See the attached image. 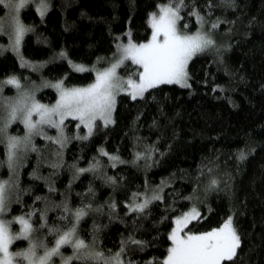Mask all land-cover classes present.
Wrapping results in <instances>:
<instances>
[{
	"label": "trees",
	"instance_id": "obj_1",
	"mask_svg": "<svg viewBox=\"0 0 264 264\" xmlns=\"http://www.w3.org/2000/svg\"><path fill=\"white\" fill-rule=\"evenodd\" d=\"M47 1L43 16L33 4L21 12L29 29L22 40L24 62L3 50L10 42L0 33V83L43 79L47 85L38 97L49 103L57 98L53 83H91L94 67L107 64L121 43L150 37V15L160 4H177ZM179 15L183 31L202 24L215 39L189 61L190 87L158 84L135 99L120 93L111 122L97 120L87 135L78 119L69 118L60 144L33 138L14 169L0 134V177L13 180L4 218L13 233L21 230L14 218L24 217L49 247L75 227L105 257L120 253L124 264H164L175 218L196 204L199 216L185 231L208 232L229 217L234 222L239 247L222 264H264V0H183ZM34 62L39 70H29ZM80 64L89 68L76 71ZM130 71L137 77L139 66ZM14 121L5 130L18 138L24 129ZM150 193L161 197L143 211L131 210ZM78 210L84 212L79 220ZM29 241L16 239L11 248H29Z\"/></svg>",
	"mask_w": 264,
	"mask_h": 264
},
{
	"label": "snow or ice",
	"instance_id": "obj_2",
	"mask_svg": "<svg viewBox=\"0 0 264 264\" xmlns=\"http://www.w3.org/2000/svg\"><path fill=\"white\" fill-rule=\"evenodd\" d=\"M29 3V0H0V5H5L12 10V20L14 25V49H18L26 31L25 26L19 20V11ZM183 6V0H177L175 7L169 5L161 7L160 15L152 14L151 26L153 28L152 39L148 44L134 45L131 42L124 47V57L131 58L136 64L143 68L139 74V83H134L131 79L127 82L116 83V68L122 61L113 64L112 67L104 72L97 73L96 81L87 88L65 90L61 83L52 85L60 91V100L51 108L33 101L30 106H23L21 103L9 105L8 119L5 124H10L17 119V113H22V122L26 126L29 135L23 141L16 137H9L7 142V163L9 168H14L17 152L22 143L30 142L31 135L35 132L40 134L38 125H49L60 129L66 116H73L84 123L91 134L92 121L97 116L105 118V123L110 122V114L114 107V89L124 86L133 88L132 98L143 96V93L158 84H180L182 87H190L187 83V65L192 57L212 44L210 39L197 35L196 37L182 36L177 32L176 22L180 18L179 8ZM47 0H39V13L41 16L47 11ZM215 27V25H213ZM162 36V40L159 39ZM63 56L64 54L61 53ZM76 71H85L82 66L74 65ZM9 84H16L15 78L7 81ZM2 106V105H0ZM33 113L39 119L32 120ZM59 117L57 120L55 117ZM4 129L0 128V132ZM86 138V137H85ZM3 141H0L2 143ZM32 150H36L33 148ZM106 154V153H105ZM139 158V154H138ZM243 158V155L241 156ZM118 160V157H112ZM3 163V162H0ZM80 172L87 171L80 169ZM8 182H0V213L5 212ZM39 199V198H38ZM159 199V197H153ZM149 201L137 204L132 208L133 211H143ZM84 215L83 210L76 212L79 220ZM199 214L192 210L182 218L176 220L177 228L173 230L170 239L173 247L169 249V255L164 264H222L230 261L236 254L239 247V237L232 228V218L218 229H213L200 235H187L181 237L179 232L181 226H186L191 219H196ZM20 225L21 230L18 235H13L9 231L11 221L0 219V264H49L52 256L60 255V248L63 245H71L75 255L64 259V264H71L73 259L85 261H95L97 264H123L120 260V253L112 258H105L100 252L88 251V246L84 241L73 239L75 227L63 232L55 240V245L51 249L45 250L44 255L37 256L35 245L26 251L11 253L9 246L16 239H27L33 231L32 225L24 217L14 218ZM133 243H140L133 241ZM123 252V248H121ZM21 258L17 260L16 258Z\"/></svg>",
	"mask_w": 264,
	"mask_h": 264
},
{
	"label": "rangeland",
	"instance_id": "obj_3",
	"mask_svg": "<svg viewBox=\"0 0 264 264\" xmlns=\"http://www.w3.org/2000/svg\"><path fill=\"white\" fill-rule=\"evenodd\" d=\"M29 4H33L34 7L36 8V10L39 13V0H29V3L27 5H29ZM47 5H48L47 10H48L49 9V3H48V1H47ZM169 5L173 6L170 3H162V4H160L159 9L156 10L155 12H152V14L153 13H156L157 14V17H159V15L161 14L160 13L161 7L169 6ZM0 6L3 7V9L0 10V33H4L5 35H7L9 37L8 40H7V42L8 41L10 42L5 47H2V48H3V50L4 49H11L16 54V56L22 62H24L25 59L22 56V40L23 39L21 40L18 49H14V47H13V45H14V25H13V20H12V10L10 8H8L7 6H5V5H0ZM173 7H175V6H173ZM22 10H23V8L20 9L18 15H19L20 22L23 24L22 18H21V12H22ZM152 14L150 15V23H151V19H152ZM178 15H179V12H178ZM179 17H180V15H179ZM179 20H180V18L176 22V29H177V32L180 35H182V36H190V37H196L197 35H199V36H203L206 39H210L212 42L215 41L214 35H212V33L210 31H208L204 26H202V24H200V26L196 30H194V31H183L180 28ZM152 35H153V28H152V32H151L150 37L146 41L138 42V43L132 42V41H127V42L121 43V45L119 46L118 53L107 64L94 67V70H95V79L91 83H88V84H85V85L69 86V87L61 84L62 88L65 89V90L78 89V88H87L88 86H90L93 83H95L97 73L104 72V71L110 69L112 67V65L113 64H116L118 61H122V63H120L119 66L116 68V78L117 79H116L115 82L119 84L121 82H127L129 79H131L134 83H137L138 84L139 83V74L141 72H143V68H142L141 65L134 63L130 57L129 58H125L124 57L123 49L130 42L132 44H134V45H137V46L142 45V44H148L151 41V39H152ZM159 39L162 40V36ZM188 64H189V62H188ZM132 65L139 66V74H138L137 77L133 76L132 73H131V71H130V67ZM40 66H41V64L34 62V63L31 64V68L29 70H35V69L39 70ZM79 66H82L84 69H88L89 68L88 66L83 65V64H80ZM124 69H126V73L124 72ZM187 72H188V65H187ZM10 79H13V77H10V78L6 79L4 82L2 81L3 83L1 82L2 85H0V87H1L0 88V105H2V106H0V110H1L0 111V128H3L4 129L2 132H0V134L2 135L3 133H5V134L2 135V137L5 139V142L6 143L8 142V139L10 137V135L6 134L7 131L5 130V128H6L5 127V124H6L7 119H8V111H9L8 106L9 105H15V104H17L19 102L23 106H30L31 103L33 101H35L36 103H39V104H42V105H45V106L51 108V107L55 106L57 104V102L60 100V91L57 88H56V90H57V98L53 102H50L49 103V102H46V101H43V100L39 99L38 92L40 91V89H42V87H43L42 85L45 86V84H46L45 83L46 81L43 80V79L41 80L42 83H25V84L22 83L19 79H15L17 81L16 84H9V83H7V81L10 80ZM188 82H189V76H188L187 83ZM57 83H60V82H55L53 84L55 85ZM10 89L12 91H10ZM133 91H134L133 88H130V87H127V86H124V87L119 88V89H114L115 102H114V107H113V109L111 111V114H110V117H109L110 122L113 119V112H114V108H115V105H116L117 96L120 93H123V92L124 93H129V94L132 95V92ZM55 118L57 120L59 119L58 116L55 117ZM69 118H73V116H66L65 119H64V121H63V124L61 125V128L60 129L55 128V127H51V126L46 125V124L45 125H38L37 128H38L40 134H36L34 132L31 135L30 141L33 138H37L39 136V137H42V138L49 137V139L56 140L57 143L60 144V141L62 140L60 138V135H62V133L65 131V122ZM38 119H39L38 115L35 114V113H33L32 120L35 122ZM16 120L19 121L17 123H20L23 126V129H24L23 133L18 134V138L21 137L19 139H21L23 141V138L26 137V136H28L29 133H28V130H27L26 126L22 122V113H20V112L17 113V119ZM97 120H101L103 123H105V118H103L101 116H97L96 119L92 121L91 133H92V131L94 129V126H95V123H96ZM14 124H15V121H12L10 124H7L9 126L8 128H10ZM81 124H83L85 126V128H86V134L87 135H90L89 134L88 127L84 123H81ZM29 147H31V143L30 142H26V143H22L21 144V146H20V148H19V150L17 152L16 164L18 163V161L20 159H22L24 157L23 156V153L26 152ZM13 174H14L13 171H10V176H12ZM4 181H7V180H5L2 177H0V182H4ZM12 181L13 180H11V179L9 181H7L8 182V185H9L8 186V189L11 187ZM153 197H161V195H156V194H152V193H150L149 195L146 194L145 197L143 199H141L137 204H143L146 200L149 201V203H150L152 200H154ZM6 202H7V198H6ZM193 209H195V211L199 214V208H198V206L196 204L191 205L190 208L187 211H185L183 214H181V215H179V216H177L175 218V220H174L175 222H174L173 228L171 230V234H172L173 230L177 228L176 220L178 218H182L185 214L191 213ZM0 219H3L4 221H7L4 218V212L3 213H0ZM191 220H193V219H191ZM187 225H188V223H187ZM222 226L223 225H221L220 227H222ZM220 227H218V228H220ZM184 228H185V226L182 225L181 226V231L179 232V235L181 237H186L187 235H200V234L206 233V232L185 231ZM218 228H215V229H218ZM232 228L235 230L236 235L238 236L237 231H236V228H235V225H234V222H232ZM9 231L13 235H18L19 232H20V231H18V232L13 233L12 232V229H11V225H9ZM210 231H212V230H210ZM210 231H208V232H210ZM61 234H63V233H61ZM28 238H30L29 247L35 245V252H36V255L37 256L44 255L45 250L51 249L55 245V242H54V244L52 246H49L48 247L47 245H45L43 238L40 239L39 235H36L34 233L32 234V232L29 234ZM58 238L59 237H56V239H58ZM73 239H79V240H81L78 237L76 231H75V234H74ZM13 241H15V240H13ZM11 244L9 246V251L11 253H15L12 250V248H11ZM85 245H87V244H85ZM87 246H88V251L96 252L95 250H93V246L94 245L89 244ZM172 247H173V243H172L171 248ZM27 249L28 248L21 249V250H18L17 252H19V251H26ZM59 251H60V255H54V256H52L51 259H50V261H49V264H64V259H66L68 257H73L75 255L74 249H73V247L71 245H63V246H61V248H60ZM168 255H169V253H168ZM168 255H167V257H168ZM114 256H110V257H105L104 256V257L105 258H112ZM167 257H166V259H167ZM16 259L17 260H20L21 258L17 257ZM120 260L123 262V258L121 257V255H120ZM23 264H27V261H24ZM123 264H124V262H123Z\"/></svg>",
	"mask_w": 264,
	"mask_h": 264
}]
</instances>
